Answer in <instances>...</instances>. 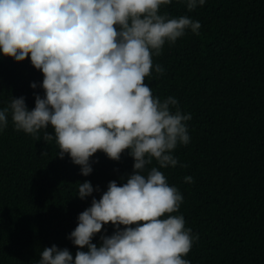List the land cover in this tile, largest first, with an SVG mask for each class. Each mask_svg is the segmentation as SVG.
I'll return each instance as SVG.
<instances>
[{
  "label": "trees",
  "instance_id": "16d2710c",
  "mask_svg": "<svg viewBox=\"0 0 264 264\" xmlns=\"http://www.w3.org/2000/svg\"><path fill=\"white\" fill-rule=\"evenodd\" d=\"M161 12L201 23L199 35L188 31L166 43L154 57L164 73L153 70L145 78L153 95L174 96L192 115L191 140L174 152L178 164L162 169L184 197L179 214L186 227L199 237L185 258L191 264H264V0H206L191 12L173 0ZM42 80L30 56L15 61L0 54V108L21 96L34 108L35 96L44 95ZM8 120L0 132V264H37L40 251L53 244L75 257L78 246L68 236L79 213L110 181L126 183L134 159L127 150L118 161L98 150L90 158L93 171L84 176L67 154L57 155L55 140L43 139L45 130L37 140ZM46 131L54 133L51 126ZM84 181L99 191L81 199ZM114 231L109 222L92 242L99 246L101 235Z\"/></svg>",
  "mask_w": 264,
  "mask_h": 264
},
{
  "label": "clouds",
  "instance_id": "9594fccd",
  "mask_svg": "<svg viewBox=\"0 0 264 264\" xmlns=\"http://www.w3.org/2000/svg\"><path fill=\"white\" fill-rule=\"evenodd\" d=\"M180 2L191 12L206 0ZM172 3L0 0V54L15 61L30 56L43 73L44 90L32 109L23 96L0 108V132L9 115L15 130L37 140L45 130L43 139L55 140L57 155L67 154L84 176L93 171L90 158L98 150L117 161L127 150L134 159L126 183L110 181L100 198L93 196L79 213L68 236L78 246L75 257L53 244L40 251L37 264H191L185 257L199 237L186 227L179 214L184 197L162 169L178 164L174 152L191 140L187 122L192 115L174 96L161 99L145 83L153 70L164 73L154 57L166 43L174 44L188 31L200 34L198 20L161 12ZM50 126L54 133L46 131ZM94 190L98 186L84 181L77 194L84 199ZM109 222L115 231L101 235L98 246L93 237Z\"/></svg>",
  "mask_w": 264,
  "mask_h": 264
}]
</instances>
